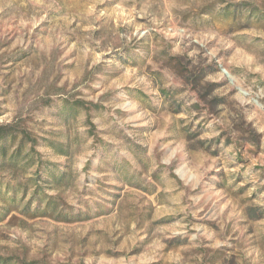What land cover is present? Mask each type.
<instances>
[{"label": "rangeland", "instance_id": "374dc122", "mask_svg": "<svg viewBox=\"0 0 264 264\" xmlns=\"http://www.w3.org/2000/svg\"><path fill=\"white\" fill-rule=\"evenodd\" d=\"M0 127V264H264V0H0Z\"/></svg>", "mask_w": 264, "mask_h": 264}, {"label": "trees", "instance_id": "16d2710c", "mask_svg": "<svg viewBox=\"0 0 264 264\" xmlns=\"http://www.w3.org/2000/svg\"><path fill=\"white\" fill-rule=\"evenodd\" d=\"M12 134L13 133H11V131L9 129L0 127V139H5V138H7L8 136H10ZM13 136H16V135H13ZM23 138H25L29 142H32L31 150H33L34 153L37 154V152L35 151V148H34V146L36 145L37 141L36 140L33 141V138L27 133L23 134ZM7 154H8V151H7V149H5V155H7ZM17 154H19L18 151L13 154V159H12V163L11 164H18V162L16 160L17 157H18ZM31 160L32 159L30 157L29 162H31Z\"/></svg>", "mask_w": 264, "mask_h": 264}]
</instances>
